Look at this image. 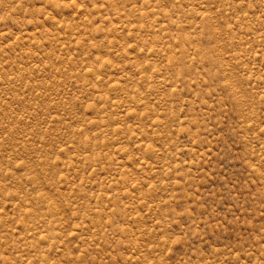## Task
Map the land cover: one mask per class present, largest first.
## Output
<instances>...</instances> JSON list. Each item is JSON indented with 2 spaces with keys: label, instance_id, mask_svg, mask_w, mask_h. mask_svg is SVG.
<instances>
[{
  "label": "rangeland",
  "instance_id": "rangeland-1",
  "mask_svg": "<svg viewBox=\"0 0 264 264\" xmlns=\"http://www.w3.org/2000/svg\"><path fill=\"white\" fill-rule=\"evenodd\" d=\"M0 264H264V0H0Z\"/></svg>",
  "mask_w": 264,
  "mask_h": 264
}]
</instances>
